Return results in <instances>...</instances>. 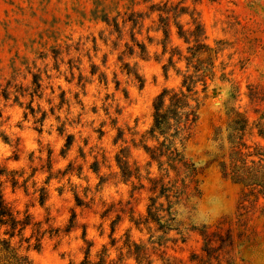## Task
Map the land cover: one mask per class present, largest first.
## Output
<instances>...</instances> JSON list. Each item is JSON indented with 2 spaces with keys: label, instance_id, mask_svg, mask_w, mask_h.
<instances>
[{
  "label": "rangeland",
  "instance_id": "1",
  "mask_svg": "<svg viewBox=\"0 0 264 264\" xmlns=\"http://www.w3.org/2000/svg\"><path fill=\"white\" fill-rule=\"evenodd\" d=\"M180 2L188 12L195 10L205 44L218 50L214 79L207 80L205 93L201 83L196 85L199 120L183 152L199 172L195 178L183 169L176 174L165 159L159 167L134 147L147 137L156 96L179 89L186 71L185 61L176 55L168 66L169 48L188 56L172 18L164 55L161 33L148 31L156 27L157 13L144 19L140 34L134 28L135 39L147 46L141 59L127 54L131 24L125 20L131 10L145 13L150 3L0 0V169L8 176L0 180L4 200L14 210L28 211L43 230H51L40 250L27 251L33 264H80L88 246L90 264L99 262L103 247L105 264H135L126 256L127 237L145 247L151 264H165L161 256L169 264H264V201L243 202L241 187L217 167L222 159L228 162L229 154L224 105L244 113L249 123L264 113V0H170ZM175 22L190 28L186 15ZM124 64L136 66L141 87ZM68 136L71 145L66 148ZM163 140L156 135L145 143L157 147ZM242 141L249 148L242 152L255 155L247 161L263 159L264 137L255 127L248 126ZM172 143L181 151L177 139ZM124 147L139 182L120 178L115 156ZM146 173L163 179L167 189L169 204L163 197L154 200L159 224L143 223L149 198L158 192L149 191ZM11 178L17 182L14 189ZM131 217L142 224L136 228ZM204 231L213 234L206 248ZM209 247L213 251L208 249L207 256L203 249Z\"/></svg>",
  "mask_w": 264,
  "mask_h": 264
},
{
  "label": "trees",
  "instance_id": "2",
  "mask_svg": "<svg viewBox=\"0 0 264 264\" xmlns=\"http://www.w3.org/2000/svg\"><path fill=\"white\" fill-rule=\"evenodd\" d=\"M143 4L150 3L147 6V11L134 12L130 11L125 22H129L130 26V38L132 46H126L128 55H136L141 59H145L148 52L147 46L143 42H139L135 39L133 30L138 27V34H140L141 27L145 18L149 15L157 13L156 27L153 30L148 29V31H153L155 33H161L162 40L159 43L161 46V54L164 55L167 52L169 37H170V26L169 19H173V25L175 26L177 32L176 35L178 39L183 40V43L187 45L186 52L188 56H182L181 52L176 48H169V58L168 66H173V57L176 55L178 60L183 59L186 65V71L181 74V85L177 90H163L158 94L152 105V125L148 132L146 139L143 135L139 144L134 145V147H141L142 150L150 157V159L161 167L162 159L166 160L167 166L174 171L176 174L180 169L183 171H191L194 178L199 175L196 173L195 167L193 165L187 164L185 161L183 152L185 150V145L191 138V131L196 126L199 120V111L201 108V99L198 96V91L196 90V85L201 83L202 93H205L207 89V80H213L215 77V66L213 62V56L217 54V51L212 50L205 44V33L203 27L199 21V18L195 10L189 11L188 7L183 6V3H177L173 5L170 0H165L159 4H153L150 0H142ZM186 15L189 17L190 28L184 30L183 26L175 22L177 18ZM154 23V21H152ZM114 29L117 33H120V29L117 23H114ZM149 43L152 42L150 37H147ZM135 48L137 52H135ZM215 58V57H214ZM136 66L130 67L129 64H124V69L127 75L132 76L140 85L143 84L141 76L138 75ZM191 69V72L189 70ZM163 70L166 72L167 66H163ZM225 75L222 73L221 78L224 79ZM36 88H39V84L33 81ZM4 97L7 98V92L3 91ZM224 116H225V128L226 141L228 143V162L221 160L218 163L220 173L228 178L231 183L241 187V198L244 201L249 200L251 203L256 204L260 199L264 201V157L255 161H247L254 154L248 152L243 153V150H248L249 148L243 143L242 137L249 125L257 129L259 136L264 137V113L259 116V118L249 123L248 118L244 113L239 112L232 106L228 104L224 105ZM42 118L41 121H43ZM221 134L218 128L217 135ZM162 137L164 140L161 143H157V147H149L145 141L148 139H154L155 136ZM2 140L7 143V138L1 136ZM178 140L180 144L181 151L172 143L174 140ZM170 140V141H169ZM166 142H168L166 144ZM144 143V144H143ZM71 145V137L68 136L66 140L65 147L68 148ZM130 151L128 147L120 149V151L115 156L116 166L120 172V178L123 182H128L130 178L134 177L138 182L140 178L133 173L129 165ZM168 171V169H167ZM5 170L0 169V179L1 177H8L5 174ZM147 177L145 180L151 185L150 192L157 194L155 198H149L151 204L147 207V217L143 220L145 225H149L150 221L154 224H159L160 216L156 214L154 206V200L159 198H165L168 203V197L164 195L167 191L165 185L163 184V179L156 180L149 177V173H146ZM8 179V178H7ZM11 186L14 189L17 185L15 178L9 180ZM169 184V183H166ZM176 182L173 183V186ZM142 187V184H139ZM3 182L0 180V264H33L32 261L27 256V251L29 249L40 250L41 241L46 234H49L51 230H43L42 223L35 222L33 217L28 213V211L19 212L14 210L3 197L2 194ZM176 187V186H175ZM39 199L38 202L41 206L45 203V193L43 189L38 190ZM252 199V200H251ZM168 213V211H163ZM130 222L138 228L142 222L133 220L130 218ZM30 230L28 236L25 235L26 231ZM113 231V230H112ZM56 234L57 232L54 231ZM229 233V230H228ZM50 235V234H49ZM205 248L211 243V236L213 234H206L202 232ZM216 238L222 244L223 240L220 236L216 235ZM229 238V236H228ZM23 245L25 249L22 250ZM88 250L85 253V258L80 264H90L88 261ZM124 248L126 250L127 258L134 260L135 264H151L149 256L147 255V250L143 245L133 242L127 237L124 242ZM208 249L212 250L211 247L207 250L203 249L204 253L208 256ZM213 251V250H212ZM107 250L105 247L102 248L100 252L99 262L97 264H105ZM163 253L162 255H164ZM161 260L165 264H169L168 259H164L161 256ZM202 260H199L201 262ZM108 264H114L111 260Z\"/></svg>",
  "mask_w": 264,
  "mask_h": 264
}]
</instances>
